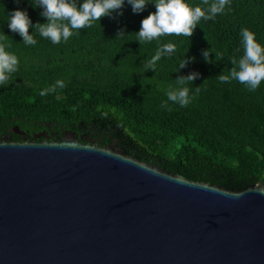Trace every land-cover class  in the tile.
<instances>
[{"label": "trees", "instance_id": "obj_1", "mask_svg": "<svg viewBox=\"0 0 264 264\" xmlns=\"http://www.w3.org/2000/svg\"><path fill=\"white\" fill-rule=\"evenodd\" d=\"M186 2L203 9L214 0ZM32 3L0 0V42L18 58L17 71L0 85V142H40L42 137L34 138L42 133L57 140L71 131L82 143L112 145L188 181L231 192L264 183V81L249 91L235 80L218 79L233 67L231 58L243 55L242 28L264 46V0H230L215 19H201L190 38L168 35L159 43L137 42L135 33L154 6L136 14L125 4L121 16L102 17L59 44L29 28L35 46L7 27L9 12L17 8L26 9L33 23L45 22ZM121 28L125 33L117 35ZM163 43H173L175 53L162 57L155 71H144ZM203 49L213 62L204 61ZM189 57L195 59L177 71ZM189 72L199 73L184 85L192 102L181 107L168 101L162 108L165 93L180 86L176 78ZM49 87L55 91L39 94Z\"/></svg>", "mask_w": 264, "mask_h": 264}, {"label": "water", "instance_id": "obj_2", "mask_svg": "<svg viewBox=\"0 0 264 264\" xmlns=\"http://www.w3.org/2000/svg\"><path fill=\"white\" fill-rule=\"evenodd\" d=\"M40 137L0 142V264H264V183L231 192Z\"/></svg>", "mask_w": 264, "mask_h": 264}, {"label": "clouds", "instance_id": "obj_3", "mask_svg": "<svg viewBox=\"0 0 264 264\" xmlns=\"http://www.w3.org/2000/svg\"><path fill=\"white\" fill-rule=\"evenodd\" d=\"M207 3V0H205ZM35 5V7L33 6ZM125 4L131 7L133 13H141L147 5L154 6V11L143 17L140 21L137 34V42H151L168 35L184 36L190 38L201 19L213 20L217 14L225 10L230 0H214L206 8L191 6L186 0H33L32 7L39 8L43 23H33L26 9H14L9 12L7 27L16 32L26 45L35 46L37 41L29 33V28H35L39 35L48 39L52 44L67 41L73 35L74 30L91 27L93 22H99L102 17L115 19L123 14ZM121 28L117 35L124 34ZM243 55L238 59L233 57L230 63L233 65L228 73L219 74L221 83L235 80L243 84L249 91H255L264 81V46L255 38V33L247 28L240 30ZM8 45L0 42V85L10 80V74L17 71L18 58L15 54L6 51ZM176 46L173 43H163L156 48L155 54L146 60L144 71H155L157 62L162 57L174 54ZM205 62H213L209 59V50H201ZM194 57L183 58L177 71L183 69L194 60ZM199 77L198 72H189L176 78L180 85L168 90L165 94L167 101L161 102L162 108L169 107L168 101L186 107L192 102L193 96L189 95V88L184 86L186 82ZM56 85L63 87V81L57 80ZM55 91L54 87L42 89L40 95L44 96ZM196 91H199L197 87Z\"/></svg>", "mask_w": 264, "mask_h": 264}, {"label": "flooded vegetation", "instance_id": "obj_4", "mask_svg": "<svg viewBox=\"0 0 264 264\" xmlns=\"http://www.w3.org/2000/svg\"><path fill=\"white\" fill-rule=\"evenodd\" d=\"M92 143H89V144H94V142L93 141H91ZM95 145V144H94Z\"/></svg>", "mask_w": 264, "mask_h": 264}]
</instances>
